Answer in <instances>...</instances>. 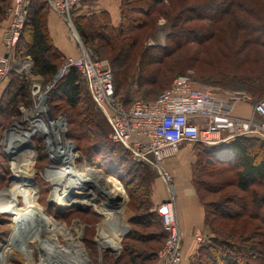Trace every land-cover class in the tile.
Masks as SVG:
<instances>
[{"label":"trees","instance_id":"16d2710c","mask_svg":"<svg viewBox=\"0 0 264 264\" xmlns=\"http://www.w3.org/2000/svg\"><path fill=\"white\" fill-rule=\"evenodd\" d=\"M89 1L81 0L73 9V26L84 46L98 56L105 54L106 58H98L106 59L109 63L114 95L124 107H129L136 101V97L143 101L148 99L146 96L160 82L157 76L160 66H165L167 76L175 73L184 75L183 71L191 63L186 56L190 52L188 49L181 56L184 49L182 45L188 35H193L199 44L213 39V34H200L197 29L193 30L191 26V30L185 23L203 19L201 13L204 12L210 17L207 22L211 27L222 17L233 13L237 0H197L188 6H185V0H178V5L176 0H120L118 26H113L106 12L83 11V7H89ZM165 1L169 3L167 7L164 6ZM3 2L6 7L8 0H0V3ZM49 10L45 0L29 1L24 26L13 51L14 59L29 58L32 75L45 80L56 75L65 59L53 46L48 34ZM160 15L169 23L164 46L143 47L148 28L157 22ZM237 24L240 28L248 27L245 22ZM105 49H109L108 54ZM165 61H168L166 65ZM156 65L157 68H152ZM7 79L6 89L0 95V181L9 176L6 156L2 150V134L13 120L20 121L18 107L31 105L28 87L22 76L10 72ZM222 81L227 82L224 79ZM208 83V86L224 90H239L229 88L217 80ZM247 86L244 90L249 89L250 85ZM258 89L259 86L256 87ZM84 92L89 95L85 80L76 68H70L48 93L50 112L53 116H65V136L75 144L81 155L79 162L85 160L89 167L114 177L128 193L135 215L128 222L129 232L122 237L125 252H137V256L148 252L149 260L154 261L164 243L165 233L149 200L152 173L148 166L133 162L121 146L109 143L107 135L99 128V123L88 107L86 112L78 113L76 107ZM73 111L76 116L82 117L78 122L82 128H75L73 118L71 120L68 116H73ZM90 134L95 136L90 137ZM34 144L37 145L35 170L38 172L39 166L46 163V158L40 140L34 139ZM195 148L193 185L203 206L204 225L210 238L200 245L196 260L191 264H264V141L253 135L239 136L213 146L196 143ZM38 176L36 181L44 184ZM205 196L208 197L206 202ZM17 198L21 199L20 206ZM24 206L22 192L7 190V202L0 205V215L6 216V221L11 224L16 216L14 213L19 210L17 222L23 217L24 220L32 209L30 205ZM123 231H117V236ZM108 250L119 251L111 248ZM137 256L130 258L131 264L138 263Z\"/></svg>","mask_w":264,"mask_h":264},{"label":"built area","instance_id":"2783aa9c","mask_svg":"<svg viewBox=\"0 0 264 264\" xmlns=\"http://www.w3.org/2000/svg\"><path fill=\"white\" fill-rule=\"evenodd\" d=\"M29 1L11 0L7 10V25L0 35V84L10 72L15 71L11 66V63L16 61L13 58V51L24 26ZM45 1L49 9L58 14L69 26L73 43L79 47L80 53L76 58H65L52 83L45 88H41L40 84L33 80L35 78L30 72V59L25 58L20 62L22 69L30 70L28 76L32 79L30 78L29 81V77H26V82L29 86L31 105L18 107L21 119L11 122L9 128L3 132L1 141L11 176L18 177L16 170L19 163L22 164V160L25 159L28 161L24 166L28 178L25 177L23 183L35 188L36 199L38 194L35 171L38 153L37 145L34 144L36 138L40 140L46 158L41 173L50 184L52 179L66 182L70 180L72 184L69 186L73 187L75 177L72 174H66L67 170L73 169L78 172L83 169L98 170L89 167L85 160L79 162L80 155L75 144L65 136L67 132L65 116L62 114L53 116L47 104L49 91L70 68L78 70L86 82L92 101L106 114L110 129L109 141L126 150L133 162L150 166L170 187L172 178L164 162L176 154L180 145L200 143L213 146L235 137L264 132V99L253 103L252 112L248 118L236 117L232 114L233 107L240 103H250L252 99L248 94L229 90L214 91L208 85H195L190 73L175 77L171 85L155 99L135 101L129 107H124L114 95L108 61L94 57L83 46L73 26L71 13L81 0ZM45 97L46 100H44ZM56 123H60L59 128H55ZM13 125H16V128H12ZM23 145L29 147L23 149ZM59 172L64 174L63 178L56 176ZM101 174L117 182L125 193L120 181L103 171ZM23 183L20 184L24 185ZM11 184L12 182L8 181V190ZM75 188L74 191L86 197L87 202L80 206L97 207L95 202L90 204L88 201V197L94 196L93 190L95 195L104 196L91 182H83ZM70 198L73 200V204L70 203V205H77V196L73 194ZM99 200L101 209L117 211L122 216L126 200L120 198L109 200L106 197ZM111 205H115L116 210H109ZM156 214L166 233L164 244L157 253L156 264H179L181 230L171 201L161 204L156 209ZM102 216L104 221L108 219L105 215ZM126 233L127 230L120 232V240Z\"/></svg>","mask_w":264,"mask_h":264},{"label":"rangeland","instance_id":"374dc122","mask_svg":"<svg viewBox=\"0 0 264 264\" xmlns=\"http://www.w3.org/2000/svg\"><path fill=\"white\" fill-rule=\"evenodd\" d=\"M196 1L197 0H185V6L194 4ZM204 1L201 2L203 3ZM10 3L11 0H8L6 7L4 2L0 3V32L7 25V10L10 6ZM175 3L176 5H178V0H176ZM168 4L169 3L167 1L164 2L165 7H167ZM201 14L203 16V19H199V21L188 22L185 23V25L190 26L191 30L192 27L193 30L197 29L198 33L200 34H213V39L210 41L206 40L205 42L199 44L196 43L197 41L193 35H188L186 37V42L182 45L184 46V49L183 53H181V56H184L186 49H188L190 52H188L186 56L188 59L191 60V63L189 67L185 71H183V73H190L191 80L194 82L195 85H207L209 84L208 82L217 80L221 83L228 85L229 88L234 87L238 88L239 90H244L248 88L247 84L251 86V83L254 82L258 86H260V88L264 89V0H237L236 5L233 9V13L222 17L217 24L212 25L211 27L208 26L209 23L207 22V19L210 18L209 15L204 12ZM119 22L120 18L117 21V24L114 26H118ZM242 22H245L248 27L240 28L237 23ZM168 32L169 23L164 17H162V15H160L158 17L157 22H155L154 25L148 28L147 35L144 39L143 47L144 45L148 48H153L154 46H164L165 38ZM256 37H258L259 40H252ZM84 47L94 57L106 58V56H104L105 54L103 56H98V54L94 53L89 47ZM108 51L109 49H105V52L107 54ZM15 60V62L11 63V66L15 70L13 71V73L22 76L28 87V92L30 96L29 86L26 82V77H29L28 74L30 70L28 68L26 69V71L22 69V63L20 62H22L23 59ZM167 62L168 61H165V65L167 64ZM152 68H157V65L152 66ZM165 73V66H160V72L157 73L160 82L151 89L150 93L146 96V98H148L146 101H151L155 99L163 90H165L171 85L175 77L180 76L176 75L178 73L168 76ZM30 78L31 77L28 78L29 81ZM33 78H35L33 80H36V82L40 84L41 88H45L47 85L51 84L53 80V78L45 80L39 76H33ZM223 79L227 82L222 81ZM234 79L236 81H234ZM89 95L88 93L84 92V94L82 95V100L76 107L77 111L78 113L86 112L89 108V111L95 116V121L99 123V128L102 130V132H104L105 135H107L108 139L110 129L106 114L102 109L97 107L93 101H91L92 99L90 100L91 96L89 97ZM260 97L262 96L259 95L256 98ZM135 100L143 101L142 99L137 97L135 98ZM63 112L66 113L65 111ZM68 116L71 120L73 118L74 127L78 126L82 128L81 124L78 123L82 119L81 116H76L75 112L73 116H70L69 114ZM12 128H16V125H13ZM91 130L96 132L95 129L91 128ZM94 136L95 134H90V137ZM253 136H257L264 141V132L253 134ZM84 144L85 142L82 141V145ZM181 149L182 151L190 150V155H193L196 161V148L194 144H191L190 146L187 144H183L182 146H180L179 150ZM116 151L118 150L116 149ZM108 160L112 161L109 158ZM193 165L194 163L192 164V167ZM42 168L43 166L40 165L39 171L36 172V177L39 175L38 177H41V180L44 183L42 184L36 181V185L39 184L37 194V210L31 209L30 212L27 213L26 219L23 220V217L22 219H20V221L17 222V225L19 226L17 232L15 231V227L13 228V223L16 220L17 214L20 211L18 210L14 213L16 216L12 220L11 224L6 221V216L0 215V264H50L47 261L45 253H43L44 248L38 242L37 236L39 234L38 232L40 230V224L44 228L42 229L43 231L40 233L41 238L48 237V235L50 234L49 227L52 225H55L58 228L60 227L63 230V232L60 231V229V232L56 231L55 236H53L52 238L57 248V255L60 256L63 261L67 262L68 264H79L80 260L77 259L78 257L76 256V252L80 251L81 248L84 251L82 252L83 255L86 257L85 259L87 261V264H131L129 260L131 257L134 258L135 256H137L135 255V253L137 252H125L122 238L119 242L120 248L118 252H113L108 249L101 250L97 245L98 243H96L97 241L95 240V238L96 236H98L99 228H102L103 223L105 222L104 217L101 218V215L98 214V208H100L99 198L101 199L105 197L102 195H95V191H92V193H94V196H92L91 198L88 197V201L90 202V204H94L95 202L97 206L96 208L93 205H74L72 207H64L62 205H57L52 199V197L56 195V191H54V187L43 176V173H41L43 171ZM148 168L151 167L148 166ZM97 171H99V173L102 172L100 169H98ZM10 176L11 173L9 172L8 178L4 181H0V205H2V203L4 202H7L8 179ZM109 182V185L108 183L107 185L105 184V192L108 191L109 195H112V197L113 195H122L123 200H126V203L123 207L124 210H122L124 220L121 221L120 213L113 212V214H111L112 217L120 218L118 220H107L105 225L107 223H111L113 225L112 228L114 227L115 230L124 231L127 227L126 230L128 233L130 226L128 223L129 220H126L125 218V213L126 210L133 211L134 205L131 203L128 193H126V191L124 193V190L117 182L112 179H109ZM110 188L112 191L110 190ZM200 195H203V193L200 192ZM207 200L208 197L205 196L204 201L206 202ZM20 201V198H17V203H19V206ZM24 201V207H26L28 203L26 202L25 196ZM42 209L46 215L43 213ZM36 213L42 215V222H34V215ZM22 226L24 227L23 231L21 232ZM108 226L111 228L110 225ZM205 229L207 232V238L205 240H202V237L200 235H195V242L199 243L200 245L204 241H208V238H210V234L206 226ZM42 234L45 235L42 236ZM68 243L70 245L66 246ZM71 243L75 244V246ZM79 245L81 248L79 247ZM161 247L159 248V250L161 249ZM50 253L51 254L49 256H55L52 250L50 251ZM147 255L148 252L145 255H138L137 264L157 263V254L156 259L154 261L149 260L150 256ZM195 260L196 255L188 260L189 264L194 263ZM182 261L183 255L181 252V260L179 264H181Z\"/></svg>","mask_w":264,"mask_h":264},{"label":"crops","instance_id":"0c3cea01","mask_svg":"<svg viewBox=\"0 0 264 264\" xmlns=\"http://www.w3.org/2000/svg\"><path fill=\"white\" fill-rule=\"evenodd\" d=\"M88 5L90 8L83 7V11L90 10L93 13L106 12L113 26L117 24L120 16V0H90ZM5 27L1 30L0 35ZM47 30L53 46L64 58H76L79 56L80 50L73 43V38L67 24L55 12L49 11L47 13ZM7 83V78L1 82L0 95L6 89ZM257 86L253 82L248 90H236L248 94L252 100L250 103L236 104L232 111L234 116L248 118L252 112V105L257 100L256 97L261 94L263 97L259 100L264 99V89L259 86V89L256 90ZM210 87L214 91L224 90L219 87ZM179 148L172 158L164 162L166 170L172 176V188L152 168H148L150 173H152L149 185V200L152 210L155 212L161 204L169 200L171 201L173 212L181 230V252L183 255L181 264H189L188 260L196 255L200 247V244L195 242V235H200L202 240H205L207 232L204 225L203 206L198 198L192 179V164L195 162V157L190 155V150L182 151ZM125 214L126 220H130L135 215L130 210H126ZM122 217L124 219L123 213Z\"/></svg>","mask_w":264,"mask_h":264},{"label":"bare ground","instance_id":"6f19581e","mask_svg":"<svg viewBox=\"0 0 264 264\" xmlns=\"http://www.w3.org/2000/svg\"><path fill=\"white\" fill-rule=\"evenodd\" d=\"M59 126H60V123L55 124V128H59ZM22 161H23L22 164L19 163L18 169L16 170V172H18L17 178L19 179V181L12 183L11 186L9 187V190L11 192H22L24 194V196L26 197V202L28 203V205H30L32 209L37 210L38 203H37V199L35 197V194H36L35 188L29 187L28 185L23 183V181L25 180V177L28 178L27 177L28 175L26 174L25 167H24L25 165H27L28 161L26 159L22 160ZM66 172H67L66 174H72L75 177V180L73 182V184H74L73 187L69 186L72 184L70 182V180H67L68 182H66L65 180L61 181V180H53L52 179L51 185L54 187L53 188L54 191H56V195L54 197H52V199L57 205H62L64 207H72L73 200L69 197V194L71 196H73V193H74V196H77V198H78V201L76 202V204L78 206L83 205L85 202H87L86 197H82L80 192L74 191V190H76V188L74 189V187H78V185L83 183V182H91V184H93L94 187H96L99 191H101V193L109 200H115V199H119V198L123 200L122 195L118 194V196L113 195V197H112V195L111 196L109 195L108 191L105 192L106 191L105 186L107 185V183H108V185L110 183L109 179L105 178L97 170H93V169L84 170L83 169V170H81V172H78V171L71 169V170H67ZM56 176L63 178L64 174L62 172H59V173H56ZM67 176H69V175H67ZM20 183H23L24 185H21ZM110 190H111V188H110ZM111 191H110V194H111ZM105 194H107V195H105ZM32 200H34V202H32ZM70 203H72L71 206H70ZM116 208L117 207L115 205H111L109 207V210H116ZM113 212H117V211H106L103 208L102 209L98 208V213L101 215H105L108 218L103 223V227L99 228L98 236H96V238H95V240L97 241L96 243H98L97 245L99 246V249H101V250L109 249L108 247H110L112 250H119V248H120L119 242L121 240H120V237H118L116 234V232L119 230H115L113 232L112 229L108 226V225L111 226V223H107L105 225L106 221L110 220V219L111 220L112 219L118 220L121 217V221H123L122 216L112 217L111 214H113ZM18 214H17V217H18ZM41 220H42V215L39 213H36L34 215V222H39ZM14 227H15V231L17 232V229L19 228V226L17 225V218L13 223V228ZM23 227L24 226H22V228H21V232L23 231ZM39 228H40V230L37 228L39 230V232H38L39 234L37 236L38 242L44 248L43 253H45L47 261L50 264H68L67 262L63 261V259L60 256L57 255V248H56V246L54 244V240L52 238L53 236H55L56 231H58V232L62 231L63 232V230L60 227L58 228L55 225H52L49 227L50 228V231H49L50 234L48 233L49 234L48 237L41 238L40 233L43 231L42 229H44V228L41 226V224H40ZM59 229H60V231H59ZM126 229H127V227H126ZM43 235H45V234H42V236ZM71 244L75 246V244H73V243H71ZM69 245L70 244L68 243L66 246H69ZM79 247H80V245H79ZM51 250L55 255L53 257L49 256L51 254L50 253ZM82 251L83 250L81 248L80 251L76 252V256L78 257L77 259L80 260L79 264H87V261L85 259L86 257L83 255L84 251L83 252Z\"/></svg>","mask_w":264,"mask_h":264},{"label":"water","instance_id":"95a60500","mask_svg":"<svg viewBox=\"0 0 264 264\" xmlns=\"http://www.w3.org/2000/svg\"><path fill=\"white\" fill-rule=\"evenodd\" d=\"M44 100H46V97L44 98ZM29 146L28 145H23L22 146V148L23 149H26V148H28ZM8 181L11 183H14V182H17V181H19V179L17 178V177H14V176H10L9 177V179H8ZM74 194V193H73Z\"/></svg>","mask_w":264,"mask_h":264}]
</instances>
